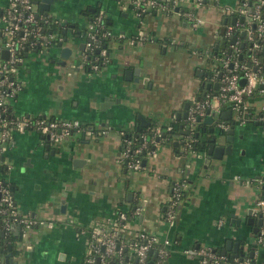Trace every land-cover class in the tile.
<instances>
[{
  "label": "crops",
  "instance_id": "0c3cea01",
  "mask_svg": "<svg viewBox=\"0 0 264 264\" xmlns=\"http://www.w3.org/2000/svg\"><path fill=\"white\" fill-rule=\"evenodd\" d=\"M70 1L76 13L65 19L55 17L61 20L59 30L64 37L70 31L63 32L65 24L84 22L80 9L90 4L104 12L114 32L129 36L141 29L147 38L132 45L127 36H113L104 43L109 61L103 67L97 71L75 68L72 75L65 69L71 58L78 59L77 47L83 42L78 35L69 41L76 48L64 65L56 63L60 52L56 44H41L38 50L25 52L16 72L22 88L10 102V113L73 118L84 127L57 143L35 130H12L0 150L2 175L14 187L18 209L52 221L34 226L23 239L18 238V227L13 229L15 264H84L92 225L108 223L119 208L130 214L120 241L128 261L135 260L129 243L138 230L169 240L163 264H201L197 255L185 249L208 244L220 252L227 239L244 244L245 257L257 246V259L264 260V244L255 243L254 231L261 226L256 225V201L262 190L255 179L264 177V126L257 119L236 125L232 153L210 162L203 161L200 149L179 151L175 141L181 138L184 120L176 122L178 131L170 138L161 137L151 145L141 156V167H128L122 156L125 133L173 123L177 112L185 110V102L189 107L205 93L201 85L210 87L204 73L212 65L218 30L223 23L236 22L232 21L236 15L227 13L226 7L238 0H224L223 5L221 0H203L194 8L203 18L195 28L177 11L156 10L140 22L129 6L121 5L125 0ZM177 2L180 7L193 5V0ZM7 4L8 0H0V13ZM47 15L51 16L48 11ZM134 68H138V79L125 75ZM248 102L252 117L264 104V95H254ZM227 109L231 108L224 106L222 111ZM140 123L145 126L137 130ZM102 129L106 132L99 133ZM224 139L220 137L219 142ZM47 141L55 150L53 155L45 148ZM179 179L185 185L170 225L165 209L171 184ZM137 206L139 212L132 213ZM250 215L253 224L247 221ZM232 253L230 249L225 255L234 258Z\"/></svg>",
  "mask_w": 264,
  "mask_h": 264
},
{
  "label": "built area",
  "instance_id": "2783aa9c",
  "mask_svg": "<svg viewBox=\"0 0 264 264\" xmlns=\"http://www.w3.org/2000/svg\"><path fill=\"white\" fill-rule=\"evenodd\" d=\"M178 0H129V6L141 22L146 14L159 10L161 12L177 11L189 21L191 27H197L203 22V18L195 12V7L203 0H193V5L178 6ZM126 7V6H125ZM227 13L236 15V22L224 26L226 36L236 35L234 43H229L230 51H224L221 56L212 61L207 78L210 87L205 93L192 101L187 109L186 127L188 134L180 143V152L187 153L192 149L196 141L194 135L198 118L208 114L218 117L229 106L233 111L229 121L218 119V126L227 129L231 122L241 125L246 121L257 119L264 123V104L257 113L251 117L248 98L261 94L264 95V0H238L235 6H227ZM242 17V19H240ZM1 38H0V150L5 147L10 139L12 130H35L43 134L49 141L57 143L75 129H80V123L73 118L50 117L45 115H20L10 113V102L22 88V82L17 77L18 67L23 64L25 52L33 50L37 44H57L64 40L60 32L61 20L38 11L34 0H8V4L0 13ZM54 26L55 30L51 29ZM243 31V36H239ZM113 36L126 37L123 32H114L106 22L104 12L98 9L94 12L87 26L86 39L83 50H80L76 62H72V68H87L97 71L109 61V53L105 47L107 39ZM147 38V34L139 29L135 34L127 36L130 44L141 43ZM6 50V56L2 52ZM243 78V82H241ZM217 82L214 89L212 86ZM172 123L165 127L155 126L150 141L155 143L156 137L165 135L171 131ZM102 129L99 133H105ZM142 145L130 149V139L125 138V146L122 156L130 168H139L142 164L140 152L147 146V139L141 136ZM150 150V149H149ZM148 151V150H147ZM0 166L2 161L0 160ZM0 170V231L4 234L13 231L17 226L18 238H26L30 229L34 226L51 225V220L36 219L23 214L17 207L10 184L3 177ZM260 186L261 195L256 201L257 211L262 214L264 220V177L255 179ZM185 182L182 179L174 180L171 184V194L165 209L166 221L173 225L175 211L182 197ZM139 207H135L132 213L137 214ZM130 214L119 208L115 216L104 223L97 221L89 231V251L84 264H96L99 256V264H106L108 258L115 256V264H147L151 255L155 252L152 264H163L166 254L167 238L160 240L158 235L147 230H138L129 245L131 246L135 260L128 261L122 252V234ZM79 233L85 234L84 230ZM256 244H264V223L257 231ZM103 247V249H102ZM1 248V243H0ZM252 256H246L242 260L237 257L229 259L225 254L215 251L211 245L202 244L197 247L186 248L187 253L198 256L201 264H264V260L257 259L258 247H254ZM5 254H0V264H7Z\"/></svg>",
  "mask_w": 264,
  "mask_h": 264
},
{
  "label": "water",
  "instance_id": "95a60500",
  "mask_svg": "<svg viewBox=\"0 0 264 264\" xmlns=\"http://www.w3.org/2000/svg\"><path fill=\"white\" fill-rule=\"evenodd\" d=\"M54 0H34L35 3L38 4V11L42 12L44 14L47 13V11L50 9V5L53 3ZM236 19V17L234 16L232 18V21H234ZM242 19V17L240 18ZM66 30H63V32L65 33ZM243 31H241V35H243ZM67 36L64 37L63 41H59L56 44V48H59V59L56 61L57 64H62L64 65L66 62V60L70 57L71 53L73 52V45L70 44V42H67ZM236 39V35H232L231 37V42L234 43ZM67 42V43H66ZM83 45L84 42H81L78 45V50H83ZM41 47V44H37V47L35 50H38ZM75 51V50H74ZM230 51V48L229 50ZM3 56H6L7 52L6 50H3L2 52ZM125 75H129V76H133L136 75L134 77V79H138V68H134L132 70H126L125 71ZM241 82H243V78H241ZM207 86H209V84L207 83ZM217 86V82H214L213 84V88L215 89ZM188 104L189 102H185L184 104V108L185 110L181 113V112H177V119L183 118L185 119L187 116V108H188ZM102 106V105H101ZM209 110H207V115H205L203 118H198V121H200L201 123H204L206 125H209V127H204L203 130L200 128H198L194 135L197 138H200V135L203 132H205L204 130H206L210 135H206L204 136V138H201V141L199 143V146L201 147L200 150H202L201 155L203 161L205 162H210L211 160H215V159H220L223 157L224 154H230L233 151L234 148V136H235V128H236V124L234 122L230 123V127L226 130H222V128H220L218 126V119L219 118H224L229 120L230 118V113H231V109H227V111H222L218 117H214L213 114H208ZM141 119H143L142 116H140ZM182 124H180L181 126ZM142 126H145V123H140V126L137 127V130H141ZM239 126V125H238ZM163 136V135H162ZM224 136V140L225 142L221 143L219 142L220 137ZM44 137V136H43ZM142 139V138H141ZM156 141L159 140V137L155 138ZM175 144H178L177 141H175ZM45 148L50 151V153L53 155L55 150L52 148H50L49 142L47 141ZM143 153H145V151H143ZM45 156H47V154H45ZM76 159H73V162H75ZM127 161V160H125ZM142 162L144 163V159L142 160ZM11 189L13 190L14 187L11 186ZM64 205V204H63ZM251 213V212H250ZM249 213V214H250ZM248 223L253 224L254 221V217L252 215L249 216L248 218ZM264 223V220L262 219V214L259 212L257 214V220H256V225H262ZM19 227V226H17ZM258 226L254 227V231L257 232ZM244 244H240L239 241H234L232 239H227L225 246L218 249V251H220L222 254H226L228 250H232L233 253L232 255L237 257L239 256V260H242V258H244L245 256L243 255V251H242V246ZM8 252L5 254V261L7 264H15V262L13 261L12 258V252H11V245L9 244L7 246ZM103 249V247H102ZM151 257L148 260L147 264H152L153 262V258L155 256V252L150 250L149 251ZM253 250L251 249L249 252V256H252ZM96 264H99V257H97L96 259Z\"/></svg>",
  "mask_w": 264,
  "mask_h": 264
},
{
  "label": "trees",
  "instance_id": "16d2710c",
  "mask_svg": "<svg viewBox=\"0 0 264 264\" xmlns=\"http://www.w3.org/2000/svg\"><path fill=\"white\" fill-rule=\"evenodd\" d=\"M96 11H97V9L95 10V12ZM225 24L226 23H223L222 26L220 27V29L218 30V40L215 44V47H213L212 54H211L212 61H214V59L217 58L218 56H221L224 51L228 52V50H229V43L231 42L232 36H226L224 34V26L223 25H225ZM51 29L54 31L55 30L54 26H51ZM200 88L204 91L208 90L205 88L204 85H201ZM162 127H165V125H163ZM170 132L171 131L166 132L164 137L169 136ZM140 134H141V131H136V130L133 133H125V138L131 140V142L129 144L130 149H134V148L142 145L143 140L141 139ZM146 138H148L147 139V146L141 150V152H140L141 156L144 154L143 151L146 152L147 147L150 148L151 145L153 144V142L150 141L151 136L146 137ZM124 146H125V141L123 142L122 149L124 148ZM0 170L1 171L4 170L2 166L0 167ZM4 216H5V213H2L0 215V218H3ZM16 238L17 237L14 236L13 231H11V230L4 233V234L0 231V243H1L0 254H6L8 252L7 246L9 244L11 245V252L15 253L16 252V248H15L16 246L14 245V241L16 240ZM228 258L230 260L233 259V257L230 255H228ZM115 263H116V257L115 256L108 258V260L106 261V264H115Z\"/></svg>",
  "mask_w": 264,
  "mask_h": 264
},
{
  "label": "flooded vegetation",
  "instance_id": "af4514ba",
  "mask_svg": "<svg viewBox=\"0 0 264 264\" xmlns=\"http://www.w3.org/2000/svg\"><path fill=\"white\" fill-rule=\"evenodd\" d=\"M56 1H63V0H54L53 1V3L54 2H56ZM52 3V4H53ZM51 6V5H50ZM95 10H96V7L95 6H93V5H90V4H88V5H86V6H84V8L83 9H80V13L79 14H83L84 15V17H85V19H84V22L83 21H74L73 23H69L68 22V24H65V30H70L69 32L71 33V36L72 37H75V35H78V37L79 38H81V39H83V42L85 41V39H86V33H87V26H88V24H89V22H90V20L92 19V16H93V14H94V12H95ZM84 46V45H83ZM73 49H75L74 47H73ZM74 51V50H73ZM204 75H205V77H207V75H208V72H205L204 73ZM178 120H184V122H183V124H182V127L184 128H182L183 130H181V138L179 139V140H177V142H178V145H180V143L183 141V139L185 138V136L188 134V132H189V129L186 127V120L185 119H183V118H180V119H174V121H173V123H172V125H173V127H172V129H171V132H170V134H169V136H167L166 138H170V136H172L176 131H178V126L177 125H175L176 124V122L178 121ZM198 122H200V121H198ZM262 123V122H261ZM263 125L262 126H264V123H262ZM148 126V129L147 130H143V131H141V134H140V136H142V135H144L145 137H149V136H151L152 135V133H153V130H154V128H155V126H151V125H147ZM81 127H84L83 126V124H82V126ZM204 127H209V125H206V124H204V123H201V124H197L196 125V128H195V131L199 128H201L202 130H203V128ZM144 128V127H143ZM142 129V128H141ZM222 130H224V129H222ZM226 130V129H225ZM205 132H203L202 131V133H201V135H200V138H197L196 139V141L193 143V146H192V149L194 150V149H200L201 147L199 146V143H200V141H201V138H204V136H206V135H210L206 130H204ZM195 133V132H194ZM161 137H164V135L163 136H161ZM160 137V138H161ZM159 138V139H160ZM149 147H147V149H146V151L147 150H149V149H151V148H149Z\"/></svg>",
  "mask_w": 264,
  "mask_h": 264
},
{
  "label": "rangeland",
  "instance_id": "374dc122",
  "mask_svg": "<svg viewBox=\"0 0 264 264\" xmlns=\"http://www.w3.org/2000/svg\"><path fill=\"white\" fill-rule=\"evenodd\" d=\"M68 1V2H67ZM73 0H71L70 2H72ZM105 1H107V0H105ZM108 1H115V0H108ZM122 1V0H121ZM127 1L128 0H125V1H122V6H125L126 5V7H127ZM225 1L224 0H221V3H220V5L222 4V3H224ZM223 5V4H222ZM69 6H71L70 5V3H69V0H63V1H56V2H54L53 4H51V7H50V9L48 10V14H50L51 16H53V17H58V18H60V19H65L66 18V16H72L74 13H76V6H72V7H69ZM106 15L108 16V14L106 13ZM75 16V15H74ZM69 41H72V36H71V33L69 32V34H68V38H67V42H69ZM73 47L74 48H76L74 45H73ZM52 48V47H51ZM75 50V49H74ZM76 59H77V56L76 57H74V58H71L70 60V62H69V64H68V67H66V69H65V72L67 71V68H68V73L70 74V75H72L73 74V71L75 70L74 68H70V64H71V62H74V61H76ZM238 126V125H237ZM31 184V183H30ZM30 184H28V186H29V188H32L33 189V186L31 187V185ZM36 185V183H34V186ZM44 189H42L41 191H43ZM28 191V194H30L31 193V189H29V190H27ZM33 193H35V192H33ZM32 193V194H33ZM17 201H18V198H17ZM20 203V202H19Z\"/></svg>",
  "mask_w": 264,
  "mask_h": 264
}]
</instances>
